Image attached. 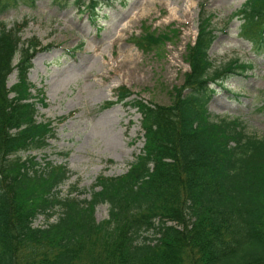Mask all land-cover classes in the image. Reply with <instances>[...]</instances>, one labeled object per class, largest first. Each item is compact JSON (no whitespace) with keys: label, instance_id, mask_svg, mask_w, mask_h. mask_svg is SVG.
Returning a JSON list of instances; mask_svg holds the SVG:
<instances>
[{"label":"trees","instance_id":"16d2710c","mask_svg":"<svg viewBox=\"0 0 264 264\" xmlns=\"http://www.w3.org/2000/svg\"><path fill=\"white\" fill-rule=\"evenodd\" d=\"M37 0H0V15ZM112 0H53L75 6L94 23ZM234 17L240 36L264 55V0H246ZM198 35L186 46L190 69L169 105L136 98L144 145L128 171L99 175L89 188L74 185L66 164L33 155L56 136L55 120H38L47 106L43 88L29 79L33 59L54 44L23 38L29 20L0 21V264H264V136L249 134L240 118H220L209 108L210 85L251 65L235 58L219 66L209 51L217 38L201 10ZM177 30L143 23L134 44L158 54ZM16 81L9 86V77ZM34 90V91H33ZM133 95L118 88L117 101ZM62 122L65 117H60ZM89 193L90 198H80ZM79 194V195H76ZM100 204L108 218L98 221ZM55 222L34 226L39 215ZM171 223V224H169Z\"/></svg>","mask_w":264,"mask_h":264},{"label":"rangeland","instance_id":"374dc122","mask_svg":"<svg viewBox=\"0 0 264 264\" xmlns=\"http://www.w3.org/2000/svg\"><path fill=\"white\" fill-rule=\"evenodd\" d=\"M246 0H112L98 12L94 23L88 13L73 5L60 9L53 0H37L34 6L20 4L0 15L10 26L29 20L23 38L38 36L44 44L29 71L30 81L43 88L47 106H38V120H55L56 136L43 150L21 153L33 155L44 166L50 161L66 164L71 177L61 186L62 195L72 186L89 188L99 175H122L143 148L141 114L130 104L136 98L169 105L175 86H181L189 70L186 46L194 42L201 10L211 17L217 38L209 54L222 66L238 58L251 67L238 69L223 83L210 85L208 108L214 116L240 118L249 134L264 136V55L240 36L239 17H234ZM165 32L177 30L158 54L144 53L133 42L143 23ZM16 72L9 77V86ZM126 86L133 95L117 101L118 88ZM65 117L62 122L58 118ZM79 195V194H76ZM80 198H90V194ZM109 205L100 204L98 221L108 218ZM50 221L39 215L34 226Z\"/></svg>","mask_w":264,"mask_h":264}]
</instances>
